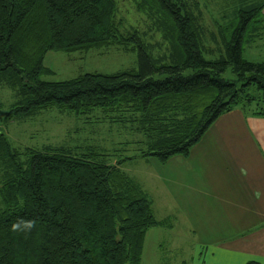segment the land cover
<instances>
[{
  "label": "trees",
  "instance_id": "16d2710c",
  "mask_svg": "<svg viewBox=\"0 0 264 264\" xmlns=\"http://www.w3.org/2000/svg\"><path fill=\"white\" fill-rule=\"evenodd\" d=\"M126 1L146 30L123 26L117 0H0V84L15 97L6 120L101 113L141 136L118 159L93 146L20 153L0 132V264H141L146 233L167 222L121 166L187 158L235 109L264 119V61L242 58L264 26L263 0H238L211 28L196 0ZM111 46L135 52L136 69L41 79L49 52Z\"/></svg>",
  "mask_w": 264,
  "mask_h": 264
},
{
  "label": "rangeland",
  "instance_id": "374dc122",
  "mask_svg": "<svg viewBox=\"0 0 264 264\" xmlns=\"http://www.w3.org/2000/svg\"><path fill=\"white\" fill-rule=\"evenodd\" d=\"M260 1L258 0L257 3L260 4ZM117 2L118 16L126 29L134 26L139 31L146 30L145 20L135 12L131 4L126 0H117ZM196 2L203 13L204 24L208 28L213 27L215 20L221 23L222 16L229 17L238 9V0H196ZM158 37L152 34L153 43L160 42ZM242 58L251 63L264 61V26L253 43L244 46ZM136 60L135 52H127L119 46L70 54L49 52L44 57L43 66L50 69L52 74L41 79L59 83L82 74L111 75L136 69ZM14 100L12 91L0 84V132L20 153L28 148L74 149L93 146L109 156L116 155L118 156H115L116 158L122 159L135 154L134 143L141 138L131 131L128 125L111 122L101 113H94L88 117H74L51 110L30 120H6L8 106ZM115 157L109 159L110 164L115 163ZM121 169L142 187L152 201L155 219L167 222L166 228H154L146 233L141 264H189L193 256L192 252L197 251L199 246L197 234L193 233L195 218L190 211H184L170 201L169 190L156 177V175L161 176V173L153 162L136 159L127 161ZM169 228L173 229L169 230Z\"/></svg>",
  "mask_w": 264,
  "mask_h": 264
},
{
  "label": "crops",
  "instance_id": "0c3cea01",
  "mask_svg": "<svg viewBox=\"0 0 264 264\" xmlns=\"http://www.w3.org/2000/svg\"><path fill=\"white\" fill-rule=\"evenodd\" d=\"M148 161L170 201L195 218L199 246L189 264H264V119L235 109L210 126L187 158Z\"/></svg>",
  "mask_w": 264,
  "mask_h": 264
}]
</instances>
